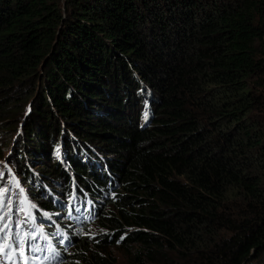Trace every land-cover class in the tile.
Here are the masks:
<instances>
[{"label": "trees", "instance_id": "1", "mask_svg": "<svg viewBox=\"0 0 264 264\" xmlns=\"http://www.w3.org/2000/svg\"><path fill=\"white\" fill-rule=\"evenodd\" d=\"M15 118L1 206L98 205L66 264H264V0H0Z\"/></svg>", "mask_w": 264, "mask_h": 264}, {"label": "rangeland", "instance_id": "2", "mask_svg": "<svg viewBox=\"0 0 264 264\" xmlns=\"http://www.w3.org/2000/svg\"><path fill=\"white\" fill-rule=\"evenodd\" d=\"M143 97L148 101L147 104L150 103L149 100H151V98H154L153 93H151L150 89H147L145 87H144V90H143ZM149 107L150 106H148V110H147V114L148 115H149ZM25 114H27V112ZM13 121H16V118ZM17 121H19V119ZM10 125H11L10 123H7L6 126H10ZM6 126L3 127L1 125V123H0V129L5 128ZM16 127H17L16 130L9 131V132H6V133L1 132V130H0V141H3V139L5 138V135L9 136V139H10V137H12V134L16 131L15 134H14V137H15L18 134V132H19V129H18L19 128V122H17ZM20 160H23V158L19 159V161ZM16 161L17 160L14 158V156L12 154V147L8 148L7 150H5L3 152V155L0 157V180H1V185L9 184L12 188L13 187L16 188L19 183H20L21 187H22V185H24V183L21 181L22 179L20 180L17 177V175H16V171H15V168H14V165L18 164V162H16ZM39 167H41V166H39ZM39 167H38V165H35V167L34 168L31 167V169L32 170L33 169L36 170ZM18 179L20 180V182L18 181ZM29 197H31V195H29ZM94 229H95V226L93 224V225L89 226L88 228H86L85 231L91 233V232H93ZM117 250L118 249L116 247H113V251H115L117 259H118L119 263H121L124 259L122 258L120 253L117 252ZM0 264H15V262L10 256H3L2 258H0Z\"/></svg>", "mask_w": 264, "mask_h": 264}, {"label": "clouds", "instance_id": "3", "mask_svg": "<svg viewBox=\"0 0 264 264\" xmlns=\"http://www.w3.org/2000/svg\"><path fill=\"white\" fill-rule=\"evenodd\" d=\"M95 221H96V220H95ZM94 223H95V222H94ZM94 223H92V225H93ZM85 233H87V231H85L82 235H84ZM82 235H80V236L76 239V242H77V240H78Z\"/></svg>", "mask_w": 264, "mask_h": 264}, {"label": "snow or ice", "instance_id": "4", "mask_svg": "<svg viewBox=\"0 0 264 264\" xmlns=\"http://www.w3.org/2000/svg\"><path fill=\"white\" fill-rule=\"evenodd\" d=\"M122 239H123V237H122Z\"/></svg>", "mask_w": 264, "mask_h": 264}]
</instances>
